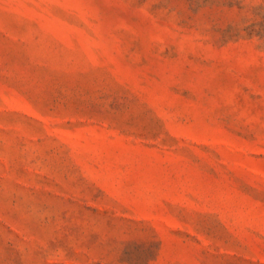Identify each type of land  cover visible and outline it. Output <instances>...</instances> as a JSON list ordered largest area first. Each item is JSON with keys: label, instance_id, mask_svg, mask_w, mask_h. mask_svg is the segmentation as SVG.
<instances>
[{"label": "rangeland", "instance_id": "obj_1", "mask_svg": "<svg viewBox=\"0 0 264 264\" xmlns=\"http://www.w3.org/2000/svg\"><path fill=\"white\" fill-rule=\"evenodd\" d=\"M0 264H264V0H0Z\"/></svg>", "mask_w": 264, "mask_h": 264}]
</instances>
